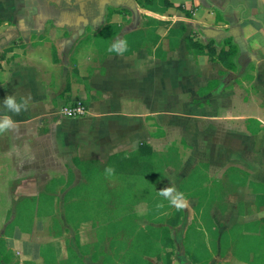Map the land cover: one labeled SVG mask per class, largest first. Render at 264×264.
<instances>
[{"label": "crops", "instance_id": "0c3cea01", "mask_svg": "<svg viewBox=\"0 0 264 264\" xmlns=\"http://www.w3.org/2000/svg\"><path fill=\"white\" fill-rule=\"evenodd\" d=\"M6 118L0 264H264L259 0H0Z\"/></svg>", "mask_w": 264, "mask_h": 264}, {"label": "clouds", "instance_id": "9594fccd", "mask_svg": "<svg viewBox=\"0 0 264 264\" xmlns=\"http://www.w3.org/2000/svg\"><path fill=\"white\" fill-rule=\"evenodd\" d=\"M4 102L7 105H9L10 107H12L14 109V111H16V112L20 111L21 103L16 102V100L13 97H11V96L6 97ZM23 102L26 103V101H23ZM11 124H12L11 119H8V118L4 119V121L2 123H0V130H2L3 128L11 126Z\"/></svg>", "mask_w": 264, "mask_h": 264}, {"label": "built area", "instance_id": "2783aa9c", "mask_svg": "<svg viewBox=\"0 0 264 264\" xmlns=\"http://www.w3.org/2000/svg\"><path fill=\"white\" fill-rule=\"evenodd\" d=\"M63 114L66 116H79L84 113V109L79 104L66 106L63 109Z\"/></svg>", "mask_w": 264, "mask_h": 264}, {"label": "trees", "instance_id": "16d2710c", "mask_svg": "<svg viewBox=\"0 0 264 264\" xmlns=\"http://www.w3.org/2000/svg\"><path fill=\"white\" fill-rule=\"evenodd\" d=\"M195 45V44H194ZM196 48L197 49H202V47L201 46H196ZM209 51H211V54L212 55H215V50L213 49V48H209ZM223 54H225L226 56H228V55H230L229 53H227L226 54V52H224V51H220L219 52V54L217 55V58L219 59V60H221L222 61V55ZM147 160H149V159H147ZM132 166H133V168H137V169H139V167H140V165H137V164H135V163H133L132 164ZM150 168V165H149V162H148V164H147V166H145L143 169H149Z\"/></svg>", "mask_w": 264, "mask_h": 264}, {"label": "water", "instance_id": "95a60500", "mask_svg": "<svg viewBox=\"0 0 264 264\" xmlns=\"http://www.w3.org/2000/svg\"><path fill=\"white\" fill-rule=\"evenodd\" d=\"M260 2H261V4L263 5V7H264V0H259Z\"/></svg>", "mask_w": 264, "mask_h": 264}]
</instances>
